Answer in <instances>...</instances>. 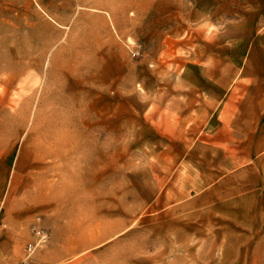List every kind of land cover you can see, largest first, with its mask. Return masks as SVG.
<instances>
[{
  "label": "rangeland",
  "instance_id": "1",
  "mask_svg": "<svg viewBox=\"0 0 264 264\" xmlns=\"http://www.w3.org/2000/svg\"><path fill=\"white\" fill-rule=\"evenodd\" d=\"M259 102L264 0H0V264H264Z\"/></svg>",
  "mask_w": 264,
  "mask_h": 264
},
{
  "label": "crops",
  "instance_id": "2",
  "mask_svg": "<svg viewBox=\"0 0 264 264\" xmlns=\"http://www.w3.org/2000/svg\"><path fill=\"white\" fill-rule=\"evenodd\" d=\"M263 107H264V103L259 102V103H255L254 107H246L245 108V109L249 108L247 111H250V112L255 111L256 112L255 120L250 123V126H252L253 122H254V125H253L254 131L252 134V136H253L252 137V144H255L256 147L263 144V140H262V138H263V122H262V119L263 118H262V115L257 114V112H259V111L262 112ZM224 108H226V107H224ZM237 108L240 111L244 110V107H237ZM218 109H219V107H218ZM197 110H204V109H202L200 107V108H197ZM215 111H216L215 107H212V112H215ZM246 135H248V134H246ZM223 143L226 145V154L222 153V159L226 163V167L227 166L230 167L232 163L236 164L237 162L250 159L251 155L250 154L244 155L242 153L241 149L238 150L237 154H235V153L232 154L230 142L227 140H223ZM262 151H261V155H260L259 152L257 150H255V153H254L255 158L254 159L256 161H259V159H261L263 157Z\"/></svg>",
  "mask_w": 264,
  "mask_h": 264
},
{
  "label": "built area",
  "instance_id": "3",
  "mask_svg": "<svg viewBox=\"0 0 264 264\" xmlns=\"http://www.w3.org/2000/svg\"><path fill=\"white\" fill-rule=\"evenodd\" d=\"M35 235L37 239L33 243L29 244L28 249L30 250L33 249L36 245L46 241L47 239V234L43 230H36Z\"/></svg>",
  "mask_w": 264,
  "mask_h": 264
}]
</instances>
